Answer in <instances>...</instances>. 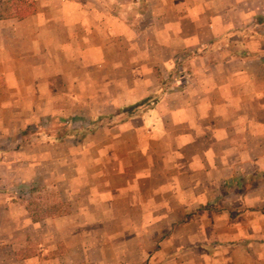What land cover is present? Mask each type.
I'll return each mask as SVG.
<instances>
[{"label": "crops", "instance_id": "1", "mask_svg": "<svg viewBox=\"0 0 264 264\" xmlns=\"http://www.w3.org/2000/svg\"><path fill=\"white\" fill-rule=\"evenodd\" d=\"M4 1L0 264H264V0Z\"/></svg>", "mask_w": 264, "mask_h": 264}, {"label": "rangeland", "instance_id": "2", "mask_svg": "<svg viewBox=\"0 0 264 264\" xmlns=\"http://www.w3.org/2000/svg\"><path fill=\"white\" fill-rule=\"evenodd\" d=\"M247 1L248 0H240L239 12H243V10H244L242 8L243 2L246 3ZM31 2H32L31 0H5L3 2V6H2L3 13L5 16L12 15L15 13V11H17L19 9L18 7H23V5L27 6ZM145 107L147 109L148 107H151V104L148 103L145 105ZM145 107H143L141 109H145ZM124 118L125 117H123L119 120H122ZM100 123H101V121L97 120L93 124L98 125ZM69 127H71V119H60V120L59 119H57V120L56 119H49L45 123L43 130L47 133V135L52 136L53 139L55 140V138H61V137L67 136L69 134V131H70ZM27 136L30 138L32 135H27ZM55 195L56 194H55L54 190H50V189H46L45 193L41 192L40 194H35V199H37V200H34L35 205L40 206L41 209L43 210L42 213H39L38 208H35L36 209L35 211H38L34 215L35 218L43 216L44 214H45V216H51L50 214L55 213L56 209L58 211L64 213L65 208L63 206H61V207L57 206L58 204L54 205V203L57 202V199H55ZM38 198H39V201H38ZM65 216L66 215H64V217ZM21 239H22V241H24L23 238L21 237V238H19L18 243L20 246V254L24 256V253H25L24 251H26V253H25V255H26L27 253L32 252V249L30 248L29 243L25 244V242H22Z\"/></svg>", "mask_w": 264, "mask_h": 264}, {"label": "trees", "instance_id": "3", "mask_svg": "<svg viewBox=\"0 0 264 264\" xmlns=\"http://www.w3.org/2000/svg\"><path fill=\"white\" fill-rule=\"evenodd\" d=\"M35 12H36V10H35V3H34V1H32V2L28 5L26 12H25L24 14H22V15H23V16H29V15L34 14Z\"/></svg>", "mask_w": 264, "mask_h": 264}]
</instances>
